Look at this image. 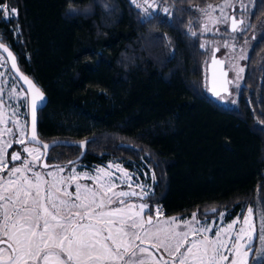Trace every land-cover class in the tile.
<instances>
[{
  "label": "trees",
  "instance_id": "16d2710c",
  "mask_svg": "<svg viewBox=\"0 0 264 264\" xmlns=\"http://www.w3.org/2000/svg\"><path fill=\"white\" fill-rule=\"evenodd\" d=\"M224 1L156 0L145 14L133 0H0V41L48 98L39 139L83 144L52 147L41 168L118 163L168 217L252 209L262 250L249 264H264V33L250 38L236 106L219 105L198 12ZM244 16L259 24L264 0Z\"/></svg>",
  "mask_w": 264,
  "mask_h": 264
},
{
  "label": "rangeland",
  "instance_id": "374dc122",
  "mask_svg": "<svg viewBox=\"0 0 264 264\" xmlns=\"http://www.w3.org/2000/svg\"><path fill=\"white\" fill-rule=\"evenodd\" d=\"M133 1L145 14L157 10L156 0ZM252 1L225 0L198 12L207 64L217 49L228 71L229 94L213 98L223 107L236 106L250 38L264 33V18L251 27L244 16ZM231 17L237 30H229ZM27 126L26 93L0 54V239L12 246L16 264H249L260 253L252 209L230 222L224 213L164 216L143 201L149 183L118 163L42 169V150L26 144ZM0 253L11 250L0 245Z\"/></svg>",
  "mask_w": 264,
  "mask_h": 264
},
{
  "label": "water",
  "instance_id": "95a60500",
  "mask_svg": "<svg viewBox=\"0 0 264 264\" xmlns=\"http://www.w3.org/2000/svg\"><path fill=\"white\" fill-rule=\"evenodd\" d=\"M238 23L234 17L230 18L229 30L234 31L238 29ZM0 54L6 60L8 69L12 76L23 88L27 96V114H28V126L26 143L28 145L39 147L43 150L42 163L46 162V158L52 147L56 146H79L82 147V143L68 142L62 140H55L51 142H43L38 137V112L44 109L48 103L47 96L43 93L39 86L35 82L25 75L19 68L17 58L12 50L0 41ZM207 89L212 98H217L221 95L229 94V79L228 71L225 68L224 60L217 56V49L212 51V55L209 63L207 64ZM212 213V211H209Z\"/></svg>",
  "mask_w": 264,
  "mask_h": 264
},
{
  "label": "crops",
  "instance_id": "0c3cea01",
  "mask_svg": "<svg viewBox=\"0 0 264 264\" xmlns=\"http://www.w3.org/2000/svg\"><path fill=\"white\" fill-rule=\"evenodd\" d=\"M17 260V255L14 252L9 253H0V264H16L14 261ZM20 264V263H17Z\"/></svg>",
  "mask_w": 264,
  "mask_h": 264
},
{
  "label": "flooded vegetation",
  "instance_id": "af4514ba",
  "mask_svg": "<svg viewBox=\"0 0 264 264\" xmlns=\"http://www.w3.org/2000/svg\"><path fill=\"white\" fill-rule=\"evenodd\" d=\"M226 68V67H225ZM27 144V143H26ZM32 146V145H31ZM36 147V146H35ZM39 148V147H38ZM41 149V148H40ZM42 150V149H41ZM9 155L7 156L6 155V160H9ZM42 157H43V150H42ZM48 168H52V165L51 166H47ZM55 168V167H54ZM43 169V168H42ZM44 169H46V168H44ZM11 209V208H10ZM9 209V210H10ZM8 210V209H7ZM2 212H4V211H2ZM2 212H1V209H0V223H1V219L2 218H4V216H5V213H3V215H2ZM0 245H5V246H7L8 248H10V250H11V252H14L15 253V251H13V248H12V246L10 245V243H8L7 242V240H5L4 238H1L0 239Z\"/></svg>",
  "mask_w": 264,
  "mask_h": 264
}]
</instances>
